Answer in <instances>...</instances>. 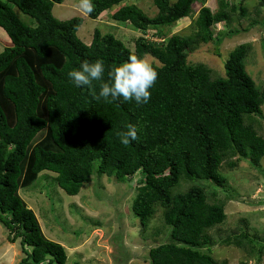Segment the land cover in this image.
Listing matches in <instances>:
<instances>
[{"label": "trees", "instance_id": "16d2710c", "mask_svg": "<svg viewBox=\"0 0 264 264\" xmlns=\"http://www.w3.org/2000/svg\"><path fill=\"white\" fill-rule=\"evenodd\" d=\"M122 1L93 0L94 11L87 18L95 20L117 7L110 20L141 34L132 50L97 29L88 44L80 41L76 32L81 18L57 20L51 15L52 6L62 0H0V29L8 39L0 51V225L6 241L17 240L23 264H64L63 248L42 235L18 196L20 187L46 171L55 175L54 183L65 195L75 196L93 173L121 183L138 174L131 214L144 226L159 208L167 227L165 241L148 249L146 264H226L210 256L213 241L206 234L222 223L223 206L206 202L194 183L223 187L219 167L225 158H233L230 168L240 161L259 168L264 139L257 135L253 117L264 105V86L257 90L244 70L248 44L227 53L222 77L211 78L208 68L191 65L186 57L197 43L212 41L213 27L229 21V14L237 11V19L244 17L239 3L244 0L235 5L214 0L217 10L200 7L188 35L166 39L162 29L189 17L198 0H151L156 10L151 18ZM148 29L163 40H146ZM131 55H147L157 63L150 62L158 79L145 104L122 98L96 101L92 89L78 88L67 77L84 60H101L107 82L108 71ZM99 83L94 82L97 93ZM129 124L137 128L138 139L123 145L117 133L127 131ZM181 182L191 186L171 194ZM238 236L257 255L264 249V241ZM222 242L241 246L235 236Z\"/></svg>", "mask_w": 264, "mask_h": 264}, {"label": "rangeland", "instance_id": "374dc122", "mask_svg": "<svg viewBox=\"0 0 264 264\" xmlns=\"http://www.w3.org/2000/svg\"><path fill=\"white\" fill-rule=\"evenodd\" d=\"M174 1L169 0L170 3ZM238 1L228 0V3L235 5ZM74 2L62 0L60 4H54L51 15L57 20L81 18L76 35L85 44L89 43L93 29H97L101 34H111L132 50L134 38L141 34L127 24L110 20V14L117 7L90 20L74 10ZM239 3L246 15L237 19V11L229 14V21L213 27L212 41L197 43L187 51L186 60L191 65L201 64L208 68L211 78L222 77V62L227 53L237 45L248 44L249 50L243 60L244 70L255 88L260 90L264 86V3L261 5L259 0ZM121 4H133L150 18L156 12L151 0H123ZM202 6L211 13L217 10L214 0H198L193 4L189 17L162 29L164 39L176 34L188 35L192 21ZM16 15L22 22L28 23L27 17L17 11ZM154 32V29H148L143 37H152ZM7 44L8 39L0 29V51ZM215 49L219 56L215 55ZM143 58L157 64L147 55ZM253 118L257 135L264 139V105L260 107L259 116ZM230 162L233 158H225L219 167L224 179L223 187L203 181L194 183L202 188L206 202L223 206L222 223L206 231L213 241L209 253L215 261H225L226 264H264V249L257 255L256 249L238 236L245 233L254 241H264V156L257 170L241 161L230 168L227 165ZM54 177V174L43 171L33 182L20 187L17 193L25 207L34 214L45 239L63 248L66 256L64 264H146L148 249L165 241L167 227L163 225L159 208L154 210L144 226L131 214L129 204L135 193L138 174L121 183L93 173L75 196L65 195L55 185ZM189 186L190 183L181 182L170 192H183ZM228 236L237 237L241 246L225 245L222 241ZM22 258L17 240L7 242L6 232L0 225V264H23Z\"/></svg>", "mask_w": 264, "mask_h": 264}, {"label": "clouds", "instance_id": "9594fccd", "mask_svg": "<svg viewBox=\"0 0 264 264\" xmlns=\"http://www.w3.org/2000/svg\"><path fill=\"white\" fill-rule=\"evenodd\" d=\"M72 6L76 12L84 17L89 16L94 11L93 0H75ZM144 38L149 41H162V39H156L153 36ZM104 76L105 66L101 60L95 62L84 60L78 70L74 69L67 73L69 81L76 87L92 89L91 95L96 101L103 99L104 102H110L109 98L112 101L122 98V102L134 101L140 105L151 99L150 89L158 79V72L147 59L131 55L126 62L114 66L108 71L107 82H104ZM97 81L100 82L98 93L94 90L96 87L94 82ZM117 136L123 145H128L131 141L138 139L137 128L129 124L127 131L118 132Z\"/></svg>", "mask_w": 264, "mask_h": 264}]
</instances>
